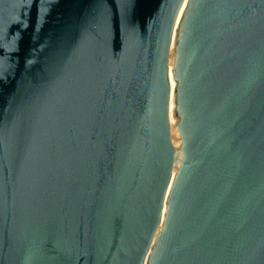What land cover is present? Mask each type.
Returning a JSON list of instances; mask_svg holds the SVG:
<instances>
[{
	"label": "water",
	"instance_id": "obj_1",
	"mask_svg": "<svg viewBox=\"0 0 264 264\" xmlns=\"http://www.w3.org/2000/svg\"><path fill=\"white\" fill-rule=\"evenodd\" d=\"M0 264H264V0H0Z\"/></svg>",
	"mask_w": 264,
	"mask_h": 264
},
{
	"label": "bare ground",
	"instance_id": "obj_2",
	"mask_svg": "<svg viewBox=\"0 0 264 264\" xmlns=\"http://www.w3.org/2000/svg\"><path fill=\"white\" fill-rule=\"evenodd\" d=\"M185 4L183 5V8H184ZM181 12V11H180ZM179 19H180V16H179ZM171 84H172V90H174V86H175V81H174V78H173V75L171 73Z\"/></svg>",
	"mask_w": 264,
	"mask_h": 264
}]
</instances>
